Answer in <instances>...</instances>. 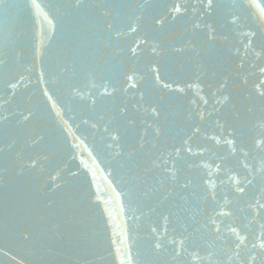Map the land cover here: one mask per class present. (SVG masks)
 Returning a JSON list of instances; mask_svg holds the SVG:
<instances>
[{"label":"water","instance_id":"1","mask_svg":"<svg viewBox=\"0 0 264 264\" xmlns=\"http://www.w3.org/2000/svg\"><path fill=\"white\" fill-rule=\"evenodd\" d=\"M74 2L36 0V8L32 0H0V62H7L0 63V264H176L171 247L154 249L151 229L163 231L160 214L175 211L179 197L153 212L159 193L144 199L126 156L118 153L138 142L146 120L153 123L144 109L155 106L162 127L155 143L178 156L182 177L198 180L210 168L222 201L239 199L247 208L253 196L260 198L264 152L252 137L264 130V0H254L259 7L247 11L240 7L246 0H215L211 15L201 0H98L118 6L107 18L115 17L121 30L112 43L96 27L103 22L98 13ZM174 3L187 11L172 13ZM37 50L43 53L39 61ZM14 53L18 63L11 60ZM65 61L75 70L68 74L75 87L65 77L39 82L41 70L50 81ZM128 76L135 88L128 87ZM101 81L128 87L117 94L127 120L135 121L121 140L125 148L108 147L109 100L92 104L89 89ZM154 129L155 123L147 140ZM232 130L238 136L229 145ZM238 180L252 181L239 196ZM244 215L236 212V224L246 222ZM238 260L233 257V264ZM177 261L183 264L182 257Z\"/></svg>","mask_w":264,"mask_h":264},{"label":"snow or ice","instance_id":"2","mask_svg":"<svg viewBox=\"0 0 264 264\" xmlns=\"http://www.w3.org/2000/svg\"><path fill=\"white\" fill-rule=\"evenodd\" d=\"M201 3L206 15H211L218 7L215 0H201ZM32 6L40 7L36 0H32ZM72 6L75 8L93 9L103 21L97 24L96 27L107 34V42L112 43L113 39H118L121 30L115 27L116 18L114 17L112 21L107 19L113 15V10L118 7L116 4L98 2V0H93L91 3H86L85 0H75ZM168 7L172 13L176 14L181 13L182 9L187 11L182 3H174ZM240 7L242 11H247L250 7L259 6L254 4V0H246L245 4ZM260 15L262 21H264V8L260 9ZM172 18H175V16ZM137 19H140V17H137ZM163 22V18L156 20L158 25H162ZM231 22L235 23L234 20ZM52 23L53 21L49 20V24ZM128 27L131 32H137V27L131 24ZM194 27L199 28L200 25L196 24ZM113 31L117 34L116 38L111 35ZM209 38L213 39L214 37L210 35ZM136 51V48L131 49L133 55L136 54ZM19 55V53H14L11 60L18 63L17 57ZM42 55L43 53L37 50L35 53L36 60L39 61ZM153 71L156 70L153 69ZM261 71L264 72V68ZM69 73L75 75V70L70 68L65 61L62 70L57 69L54 76L51 72L49 73L50 76H53L50 81L45 80V72L41 70L39 82L42 84L47 82L55 83L56 80L65 77L69 80L68 86L75 87V85L70 83ZM156 79H159L158 72ZM133 80V76L127 77L128 87H136L135 83H131ZM6 84L10 85L12 89L17 87V84L11 81H6ZM165 86L167 87V85ZM128 87H118L111 82L104 83L101 81L93 83L89 89V95L93 97V105L97 103V100H109L111 104L113 114L106 122L108 126L104 127V131L109 134L112 141L108 145L109 148L113 144L125 148L121 140L127 129L135 126V121L127 120V108L117 102V94L127 93ZM43 94L48 97L49 101L53 100V96L49 95L48 88L44 89ZM81 98L83 99L84 97L82 96ZM140 99L143 100V96ZM52 108L56 110L55 103L52 104ZM56 111L57 115H59V111ZM144 111L155 123V129L151 133L152 139L147 140L146 136L148 135L147 129L153 128V123L146 120L145 133L140 135L138 142L135 145L128 144L127 150L118 154L126 156L129 171L133 173V182L136 183L138 188L142 186L141 195L144 199H152L159 193L156 207L151 209L153 212L164 205L166 201H169L170 197H179L178 203L174 205L175 211L170 210L168 214H160L165 222L163 231H159L157 228L151 229L155 241L154 249L159 252L171 247L174 253L173 261H176V264H180V261H177L178 257H182L183 264H195V261L191 259L192 257H195L200 264H203L204 260H208L209 264H233V257L239 258L238 264H264V192L261 193L259 199L253 196L252 199L247 201V208H242L240 207L239 199H236L235 203H233L231 200L222 201L218 197L217 185L211 179L213 173L210 168L198 180L188 175L182 177L183 166H177L178 156L174 155L173 152L157 147L155 143L162 134L161 124L158 123L161 119L159 109L155 106H150V108H145ZM248 111L252 112V109H248ZM28 118L25 116V119ZM100 119H104L103 115L100 116ZM201 119H203V115H201ZM93 127H96V125H93ZM228 136L232 137V139H227L226 143L232 145L236 142L238 133L236 130H232L228 132ZM252 144L254 148L264 152V130L259 131L257 135L252 137ZM179 151L180 149H175L176 153H179ZM188 151L191 152V149L189 148ZM231 154L235 155V150ZM249 154L245 153V155ZM195 167L208 168L209 166L195 165ZM219 167L217 165L218 169ZM137 168L141 169V175L139 176L135 175ZM153 173L155 175H152ZM245 179L247 178L245 177ZM221 183L223 184V180H221ZM251 183L252 181L250 180L247 184H244L242 180L236 181L234 191L237 196L245 194L247 186ZM205 207L207 212L204 211ZM237 211L245 213L243 216L245 223L236 224ZM170 225H178V227H170ZM256 225H258V228ZM206 237L212 238L211 243L204 242ZM112 243L115 244L116 242L112 241ZM217 247L219 252L214 250ZM117 252H119V249H117ZM121 264H123V261ZM128 264H132L131 260H129Z\"/></svg>","mask_w":264,"mask_h":264}]
</instances>
